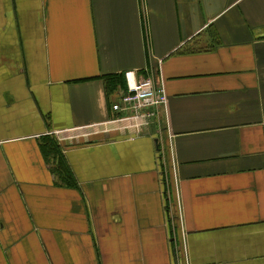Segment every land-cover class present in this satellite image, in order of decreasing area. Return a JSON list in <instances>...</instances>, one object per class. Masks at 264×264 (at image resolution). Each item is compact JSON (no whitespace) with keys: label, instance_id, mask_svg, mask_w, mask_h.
Wrapping results in <instances>:
<instances>
[{"label":"crops","instance_id":"0c3cea01","mask_svg":"<svg viewBox=\"0 0 264 264\" xmlns=\"http://www.w3.org/2000/svg\"><path fill=\"white\" fill-rule=\"evenodd\" d=\"M0 264H264V0H0Z\"/></svg>","mask_w":264,"mask_h":264},{"label":"built area","instance_id":"2783aa9c","mask_svg":"<svg viewBox=\"0 0 264 264\" xmlns=\"http://www.w3.org/2000/svg\"><path fill=\"white\" fill-rule=\"evenodd\" d=\"M125 88L120 97L111 104L113 112L121 120H129L136 125L148 123L158 116L159 107L165 106L167 95L162 84L152 77L137 78L134 72H124Z\"/></svg>","mask_w":264,"mask_h":264},{"label":"trees","instance_id":"16d2710c","mask_svg":"<svg viewBox=\"0 0 264 264\" xmlns=\"http://www.w3.org/2000/svg\"><path fill=\"white\" fill-rule=\"evenodd\" d=\"M104 83H105V89L107 91V94H111L117 89H124L125 88V79H124V73H112L102 76ZM43 150L45 157H48L49 155L52 156V158H56V154L59 153V150L57 146L55 145L54 141L50 138H45L42 141ZM54 170L59 175H64L67 177L66 179L70 178L67 176L65 164L63 163L60 155V159H56V162L54 161Z\"/></svg>","mask_w":264,"mask_h":264}]
</instances>
